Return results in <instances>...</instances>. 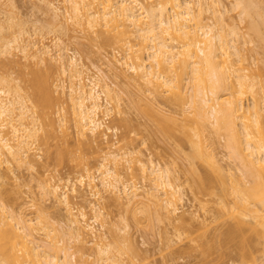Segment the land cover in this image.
I'll return each instance as SVG.
<instances>
[{
    "label": "bare ground",
    "instance_id": "6f19581e",
    "mask_svg": "<svg viewBox=\"0 0 264 264\" xmlns=\"http://www.w3.org/2000/svg\"><path fill=\"white\" fill-rule=\"evenodd\" d=\"M7 1L4 0L2 3L9 5L8 2H13ZM37 1L41 4L37 5L43 7V10L41 8L43 13L46 14V10L48 15L51 13L53 17L51 19H54L53 22L50 20L49 26L56 23L54 25L56 29L52 25L51 29H46L49 30L47 32L54 28L56 35V30L69 19L72 21V25L68 23L71 28L78 27L77 29L85 34L89 31L94 32V35L99 33L97 36L100 35L99 38L103 42L99 39L98 41L114 45L117 51L111 52L110 56H104L106 70L100 68L102 65L100 67L92 65L94 70H91L92 66L88 67L79 62L75 54H67L65 46H61L59 35L47 42L43 41L45 36L48 37L42 32L44 24L42 26V23L39 25L32 23V27L29 28L31 25L28 27L29 31L25 24L19 25L16 29L18 21H15L14 17L12 19L15 22L11 20L10 15H3V21H0V167L3 163L9 164L11 161L17 163L24 161L27 165L32 163L33 167L34 159L28 154L34 145L32 143H35V140L38 143V140L45 145L48 139L52 138L56 140L53 156L57 162L64 158L75 161L83 173L77 174L74 180L69 176L54 179L50 173H44L42 178L40 177L41 191L53 196L54 200L65 208L67 214L64 227L61 228H58V224L50 220L48 215L43 217L41 213V217L38 216V213L44 212L43 208L40 210L39 207L36 208L37 216L32 218L24 212L23 207L8 206L6 203L9 201L5 202L0 198V264H130L123 262L124 258L121 257L123 251H126L123 248L128 245L123 248L119 245V242L121 243L119 239L126 241L128 239L124 236L127 234L128 223L123 222L118 229L117 226L113 227L117 232L111 230L112 241L102 240L105 238L104 233H99L92 223L98 218L101 220L100 227L106 223L101 219L104 217L100 210L102 207H97L98 203L95 204L102 199L104 191L106 196L107 193L112 195L110 200L113 199V202H124L126 205L131 203V207L138 201L140 203L142 201L140 197L144 195V199L148 198V201L153 199L152 203L159 210L164 209L165 213L155 210L156 215L172 213L173 219V213L176 214V202L181 198L179 195H182L179 184L175 183L178 176L172 175L150 154L143 158L140 152L125 150L127 149L125 145L130 142L125 138L128 137L126 131L127 136L119 134L126 139V144L123 142L125 149L122 145L123 149L121 146L114 148L115 141L109 138V133L106 134L110 126L108 127L100 117V114L106 115L112 109L120 112L121 96L113 97L112 81L110 82L108 78L112 75L117 78L120 75L125 76V72L130 73L140 92L141 86L144 87L140 94L142 97H139L145 99V105L154 115L164 114V109L159 108L154 101H157L159 94H161L159 101L163 99L164 104H170L173 98H176L187 107L184 109L182 106L180 112L191 114L190 122L179 129L183 139L190 145V151L185 154L190 167L187 168L190 169V174L196 173L197 177H200L196 168L198 165L196 166V163L194 165L195 159L204 162L215 172L213 176L209 173L211 171L204 173L199 181L200 186L212 190L211 196L216 195L212 196L216 198L214 199L216 216L225 223L224 230L220 231V235L217 234L219 236L216 237L214 234L211 235L212 239L202 238L198 240L199 242L196 240L202 247V252L210 251L211 254L215 246L220 249L232 242L242 250L243 257L249 256L252 246L250 233H253L261 243L264 256V113H262L264 111L261 110V104H264L263 75L261 76L260 72L258 73L261 78L255 75L257 71L253 74L252 62H244L248 57L243 53L247 51L240 53L242 50L240 43L250 39H246L244 33L236 28L237 22L232 21L235 16L229 13L237 9L238 15L244 23L246 22L244 24L248 35L246 37L253 38L255 35L254 38L262 43L260 41L257 43V40L253 39L260 48L261 45L264 47L262 30L264 6L261 0L259 2L234 0L231 8L226 7L224 0ZM68 25L67 28H70ZM9 28L11 30L10 33L7 31L8 35L6 29ZM13 28L15 30H12ZM12 48L20 52L17 54L18 57L12 58V54L14 55ZM2 56L6 59L4 63L14 64V67L11 66L13 69L18 65L16 76L10 74L11 71L15 74L13 69L9 71L10 73L5 71L7 65L3 63ZM252 59L254 61V57ZM2 66L6 68L4 71ZM118 68L120 73L116 71ZM256 69L260 70L258 67ZM144 92L151 95L150 99H146L148 96L145 95L143 97ZM172 94L175 97L171 96ZM172 110L167 112L171 119H175L173 115L175 110ZM124 123L123 126L127 125L126 121ZM129 124L127 127L130 129ZM157 126L164 134L166 133V136H172L173 133L169 131L171 128L167 129L168 126L163 124ZM69 128L73 131H69ZM71 131L76 134L75 137L83 149H90L92 157L100 156V160H96L97 165L94 164L98 182L93 176L95 171L92 173V168L79 146L76 147L77 152L68 147L67 137ZM209 131L215 136L218 134L223 137V146L227 151L226 160L229 159L232 165L228 162L230 166L224 167L219 163L221 160L216 158L215 151L213 153L215 147L212 144L215 141L211 139ZM121 132L124 133V130ZM121 161L131 163L125 168L130 170L129 173L125 169L123 171L125 174L120 172L121 167L118 166ZM8 164L7 166H10ZM136 177L150 182L141 192L137 191L139 186L133 183L132 178ZM75 180L79 186L81 185L82 190L83 186L89 189L88 192L91 198L96 199L95 202L90 197L86 198V194L81 190L78 191ZM207 189L206 194L210 192ZM77 195L82 198L80 201L84 200L87 204L82 205L81 201V206H74L72 196ZM87 199L90 200L87 202ZM203 203L206 205L205 201ZM85 206L91 212L89 217L87 214L89 211H85ZM160 217L158 215L156 219ZM90 242L97 254L91 261L88 260L90 254H87L86 247ZM128 250L133 252L134 248L130 245ZM220 251L221 254H217L218 256L223 255L221 249ZM208 257L202 260L206 263L205 259ZM249 261L254 264L253 258H249Z\"/></svg>",
    "mask_w": 264,
    "mask_h": 264
},
{
    "label": "rangeland",
    "instance_id": "374dc122",
    "mask_svg": "<svg viewBox=\"0 0 264 264\" xmlns=\"http://www.w3.org/2000/svg\"><path fill=\"white\" fill-rule=\"evenodd\" d=\"M2 1H4V0H2ZM2 1H1V3H2ZM8 1H11V0H8ZM253 1H255V0H253ZM257 1L259 2L260 0H257ZM262 1H264V0H261V3L264 6V2H262ZM11 2H8L9 5H7L5 2H4L5 4L2 3L4 5H2L0 3L1 4L0 5V21L2 19H4V18H2L3 15L7 14V15L11 16V20H13V21H14V19H15V21H18V22L21 21L20 23H22V21H23L22 25L20 23L16 22L18 24L17 26H15L16 29L18 28L19 25L23 26V24H25V27L27 29L30 25L31 26L29 28L32 27V23H33V25H35V24L39 25L42 23V26H43V24L45 26V27L43 26L42 32L44 35H48V37H49L48 38L47 36H45L46 38H44L43 41L46 40V42H47L50 40V38H52V37L56 38V36L59 35L60 37L59 36L58 37L60 38L61 46H65L67 54H69V53L75 54L76 57L79 58V60H80L79 62L87 65L88 67H90V65L91 66L92 65L99 66V67L102 65L100 67V68H102V70L107 69V67L104 63L105 59H106V58H104V56H110L111 52L113 53V51L114 52H115V50L117 51V48L115 49L113 47L114 45L112 46V45L107 44V43H101L103 41L101 38H99L100 35L97 36V34H99V33H97V34L95 33V35H94V32L89 31L88 33L85 34L82 31L80 32V30L77 29L78 27L73 29V28H71L72 26H70V25H72L71 24L72 21L68 19L67 20L68 22L65 21L63 23V25L61 26L63 28L62 29H61V27L59 28L60 31H58L59 29L56 25L58 30H56L57 31L55 33L56 35H54V31L56 29L54 27V25L56 23H54V25L52 24L53 27L55 28V29L53 28L54 31L52 30L53 33L51 30H50L51 32H47L49 30H46V29H51V26H52V25L49 26L51 24L50 20H52V22H53L54 19H51V17H52L50 15L51 13L48 15L47 11L45 9L44 10H45L46 14L43 13V11H42L43 7L38 6L41 4H38L39 2L37 0H13V2L12 3ZM35 2H36V4H35ZM10 3L12 4V6H10L11 5ZM224 3L226 4L227 8H231V6L234 3V0H224ZM38 7H40V8H38ZM41 8H42V10H41ZM229 13L234 14V16L236 17V18L234 17L232 19V21L237 22V23H235V25L237 24L236 28L238 27L237 29L241 30L240 32L244 33V36L246 39H248V38L250 39L249 41L245 42L246 44L240 43V47H241L240 49H242L240 53L245 52L244 50L247 51L245 54L243 53V55L248 57L244 62H250L251 61L252 62L251 65L254 67V70L253 71L251 70L253 72V74L256 71H257L256 73L260 72L261 76L263 75L262 77L264 78V69H263L264 65H262V64H264V51H263L264 47H263V45H261V48H260V45L257 44L260 40L254 38L255 35L253 38L255 40H257V43L253 38L246 37V35H247L246 30H245L246 26L244 25L246 22L244 23L243 19H241V17L238 15L237 9L231 10V12L229 11ZM235 14H237V16ZM13 17H14V19H12ZM46 17L49 18V19L47 18L48 21L46 20ZM45 20H46V22H48V24L46 22H44ZM13 21H12V23L15 22V21L14 22ZM16 23H15V25H16ZM68 23H70V25H68ZM27 24H28V26H26ZM67 25L70 26V28H67ZM13 27H14V25H13ZM15 28H13L12 30H15ZM29 28L27 31L30 30ZM10 30H11V28H9V30L6 29V33H7V31L10 33ZM262 30H264V28ZM262 30L260 31L261 34L263 32ZM4 32L5 31L3 30V33ZM3 33L1 34L2 36H3ZM6 33H4V34H6ZM82 33L85 35H83ZM89 33H91V34H89ZM7 34H6V36L8 37L9 34L8 35ZM88 34L90 37L88 36ZM102 35H104V34H101V36ZM93 36H95V37L92 38ZM251 36H253V35H251ZM263 36H264V32H263ZM98 39L101 40V42L98 41ZM251 39L254 40L253 41L254 43L252 42L253 44L251 43ZM260 43H262V42L260 41ZM243 44H245V45H243ZM246 45L249 46V48H247ZM250 47H251L252 52L250 51ZM258 50H260V51H258ZM12 51H14L13 52L14 55L12 54V58H16L19 56V55H17L19 52L18 50L15 51V49H13ZM248 51H249V53H248ZM247 53L249 54V56L251 53V56L254 57V61H252L253 57H251V56L249 57ZM252 53H253V55H252ZM19 54H20V52H19ZM0 59H1V57H0ZM2 60H3V63H4V60L6 62V59L5 58L3 59V56H2ZM255 61H256V64H255ZM4 64L7 65V63H4ZM9 64L10 63H8V65ZM12 64H10V67L11 66L14 67V64L13 65ZM46 64H47V61H46ZM8 65L6 67L7 69L5 68V66H2V70L4 71L6 69L5 71L7 73H10L9 71L12 70L13 68L12 67L9 68ZM94 66H92L91 70H94L93 69ZM3 67H4V69H3ZM256 67L260 68V70H258V69L255 70ZM17 68H18V65H17ZM17 68L13 69L15 71V74H14V72L11 71L10 74L12 76H16ZM116 71L120 73L119 68L116 69ZM261 71H263V73ZM125 73H126L125 76L120 75L119 78L112 77L113 75L109 76L110 79L108 78V80H110V82L112 81L111 85L114 89L111 92V94L113 95V97L115 95L121 96V101H120V105H119L120 112H118L115 109H112L110 112H107L108 115L107 114L103 115V113L100 114V117L103 118L104 123L106 125H108V127L110 126V128L107 129L106 134L109 133L110 134V135L108 134L109 138H112L115 141V143L113 141V143L115 145V146L113 145L114 148L116 146H117V148H119L122 145L123 148L125 149V147H126L127 149H125V150H129V152H130V150H134L133 152H135V153L140 152L139 154L143 158H146L147 155L150 154L151 157L155 161H157L162 167L167 168L168 171L172 175H177L178 179H175V183L179 184L182 195H179V197H181V198L180 199L178 198V201L176 202L177 205H175L176 206V210H175L176 214L174 215V213H173V219H171L172 213L170 214L171 217L167 213L165 215L164 209H163V211H162V209L159 210V208L154 206V204L152 203L153 199H151L152 201L151 200L148 201L149 200L148 198H147L148 200L146 198L144 199V197H145L144 195H143V197H140V200H142L140 203H139V201L136 205L134 203H132V204H134L133 207L135 209H132L133 207H131V203L127 204L128 205L127 206L126 203H124V202L123 203L119 202L120 204L117 202L116 203L113 202L112 201L113 199L110 200L111 199L110 197H112V195L110 193H107L108 195L106 196L105 191L102 192L105 197L103 196L102 199L100 198V200L95 202L96 199L91 198V196L88 192L89 189L86 186L85 187L83 186V190H82V187H80L81 185L79 186L78 181L75 180L76 188H79L78 191L81 190L83 193L86 194V198L90 197V199L94 200L95 204L98 203V204H96V206L98 205L97 207H100V208L102 207L100 209L102 212L101 211L100 212H101V214H103L104 217H102L101 219H104V221L106 223H104L103 226L100 227L99 224L101 223V220L99 218L95 222H92V223H94V226H96L95 229L97 231H99V233L100 232L104 233L103 235L105 236V238H103L102 240L112 241L111 238H113V234H112L111 230H113L114 232L116 230V232H117V229L123 225V222H125V223L127 222L128 223V227L126 226L127 227L126 228L127 234H124V236H126L128 238L127 241L130 242V245L134 248V251L132 252V251L128 250L130 247L129 242H127L125 239H123V240L119 239L122 243L121 244L119 242V245L122 248L125 245L129 246V247L127 246L126 248L124 247L123 249L126 251H123L124 253L121 254V257L124 258L123 262H125V263H130V264H252L251 261H249V258H253L254 262L253 261L252 262L254 264H263L264 256H263V253L261 250V243L257 239V236L254 235L253 233H250V238L252 239L251 240L252 246H251L249 254H248L249 256H246V257H248L247 259H246V257H243L242 250L237 248L236 245L232 242L229 243V245L231 244L230 246L226 245V247H228V248H226L224 246L220 248L222 250V253H223V255H219L220 257L217 254H219V253L221 254V251H220V249H218L217 246L214 247V250L211 251V254H210V251H209V253H208V251L202 252V249H201L202 247L199 245V243L197 244L196 240L198 241L199 239H202V238H207L208 240H209V238L212 239V236H214V234L216 236L217 234L221 233L220 231L224 230V227H225L224 224L225 223H223L224 221H220L216 216V210L214 209L215 208L214 207V205H215L214 199L216 200V198L212 197V196H216V195L211 196V194H213V193H211L212 190L210 191L206 188L208 191H210V192H208L210 194L207 193L208 194L207 195L205 187L200 186V181H199L200 180L199 178H201V176L204 173L211 171L209 173H210V175L213 176V175H215L214 174L215 172L210 170V168L204 162H201L199 160L201 162L200 163L198 160L194 159V165H195V163H196V166L198 165L196 168L199 172V173L198 172L197 173L199 174L200 177H197L198 175L196 173L190 174L191 171L189 169L190 168L189 164H188L189 161H187V159H188L187 157H186L187 159L185 158V154H187L190 151V147H189L190 145H189V142H187L186 140L183 139V137H182L183 134H181L179 129L182 125L188 124L190 122L189 121V119H190L189 115H191V114L186 115L185 113L183 114L180 112V108L182 106L184 107V109H187V107L184 104L182 105L181 104L182 102L176 100V98L172 97L173 101L171 100L172 102L170 104H167V103L164 104L162 102L163 99H162V101H159L158 99H161V98H159L161 94H159L157 101L156 100H154V101H155V103H157V105H159L158 106L159 108L164 109V114L159 115V116L154 115L153 113H151L148 110L147 106L145 105V99L140 98V97H142V96H140V94L142 93L144 87L141 86V92H140L139 88L137 87V84L134 82V80H132L130 73L129 72H125ZM256 73H255V75L260 77V75H259L260 73H258V74H256ZM259 77H258V79H259V81H261V79H260L261 77L260 78ZM263 78H262V80H263L262 82L264 84ZM262 91H264V89ZM142 95H143V97H144V95L148 96V97H146V99H148V98L150 99L149 96H151V95H146V92H144ZM163 96H164V94H162L161 97L163 98ZM171 96H174V95L172 94ZM137 97H139V98H137ZM165 102H166V100H165ZM261 105H262L261 110L264 111V106H263L264 104H261ZM171 109L175 110V112H173L175 119H171L168 112H167V110L169 111ZM262 113H264V112H262ZM101 115H103V116H101ZM124 120L126 121V124H127V125H124L126 127H124L122 125L125 122ZM158 122H159V124H158ZM161 123L164 126H168V127H166L167 129L171 128L169 130L170 132L173 133L172 136L170 135L171 137L166 136V133L164 134L163 131L158 129L157 125L162 126ZM128 124H129V127H131L130 129L127 127ZM70 128H69V131L70 130L73 131V129H70ZM126 128H127V130H126ZM123 130H124V133L121 132ZM72 131H71V134H68L70 136L67 137L68 138L67 139L68 140V147L77 152L76 149H78V148H76V147L79 146L80 150H82V152H83V155L87 158L89 166L92 168L91 169L92 173H93V171H95L93 173V176L95 177V181L98 182V180L96 179L97 178V171H96L94 164L97 165L98 161H96V160L97 159L100 160V158H99L100 156L97 158H96V155H95V157H92L90 154L91 153L90 149H88L87 147H84L87 149H83V146L80 144V141L77 139V137H75L76 134L74 135ZM125 131H126V134L128 135V137L130 138V140L128 137H125V138L128 139L127 141H130V142H127L128 144L125 145V147H124L123 142H125L126 139L124 140L119 134H121L123 136H127V135H125ZM209 133L212 136L211 139H214L213 141H215V143H214L215 145L212 144V146L215 148H213L214 150L213 149L212 150H213V153L215 151V153H216L215 156H217L216 158L218 160H221V161H219V163L221 165H223L224 167L230 166L228 163V162H230L229 159L226 160L227 157L225 154L227 151L224 149V146H223V144H224L223 143L224 142L223 137L221 135L218 136V134H216V136H215V135H213L214 133L210 132V131H209ZM119 136H120V138H122V140H120ZM48 140L49 141L47 142V144L48 143L49 144L48 145L45 144L46 146L41 141L39 142L38 140H37V142L41 143L42 145L41 144L38 145V143H36V140H35L36 144L34 142L32 143L34 145L31 146V149L28 151V154H29V157L31 159H34L35 165L33 164V167L31 165L32 163H29V165H27L26 163H24V161H22V162L18 161V163L15 161H11V162H9V164L8 163L2 164V166L0 167V173L2 175V178H1L2 181L0 179V182H2L3 184L0 183V198L1 199L3 198L2 200L5 202H6V200L9 201L6 203V204H8V206L10 205L13 207H16V206L17 207L18 206L23 207L22 209H24V212L28 213L27 215L31 216L32 218L35 215L37 216L38 211H36V208L39 207L38 210H40V208L41 209L43 208L44 212L39 211L40 213H38V216L41 217V215H40L41 213H42V216L48 215V218L50 217L51 218L50 220H54L53 222L58 224L57 227L61 228L62 226L64 227V224H65V222H64L65 218H66L65 214H67L64 210L65 208L62 206L61 203H58L56 200H54L53 196L44 194L41 191L42 189L40 188L41 187L40 186V177L44 173L45 174L50 173L51 175H53L54 179H57V178H63L64 179L65 177L69 176L74 180L75 176L77 177L79 175V173L81 174V172L83 173V171L81 170L82 169L81 167H79L75 164V161H73L74 162L73 163L72 160H69L67 158H64V160H62L61 162H59V161L57 162L56 158H54L55 156H53V154H55L53 152L55 151V145L54 144L56 143L55 142L56 140L52 139V138H49ZM116 143H118V144L116 145ZM125 144H126V142H125ZM42 146H45V147L43 148ZM122 146H121V148H122ZM46 147H48V148H46ZM46 153H48V154L46 155ZM122 161H124V160H122ZM195 161H197L199 164ZM122 163H120L118 166V168L121 167V168H119L121 173H123L124 169L129 164H131V163L127 164L126 162H122ZM202 163H204V164H202ZM231 163L232 162H230V164ZM7 164L10 166H7ZM110 164H112V163H110ZM187 164H188V166H187ZM30 165H31V167H29ZM123 165H125L124 168H123ZM112 166H113V164H112ZM187 167H189V168H187ZM126 172L129 173L130 170L127 169ZM123 174H125V172ZM126 175L129 176L128 174H126ZM132 179L134 181L133 183H136V186H139L138 187L139 189L137 190L138 192H141L143 190V188L148 187V185L150 183V182H148V180H142L139 177L132 178ZM194 184L196 186L198 185L197 186L198 188L199 187L203 188L205 191L203 189L201 190L200 188L198 189ZM81 191H80V193H82ZM41 192L43 194H41ZM109 194H110V196H109ZM77 196L76 197L72 196V201L73 202L75 201L74 206L78 207V206H81L80 202L82 200L80 201V199H82V198H80L79 196H78L79 198H77ZM90 199H87V202ZM29 200H32V201H29ZM93 200H91L92 203H94ZM204 201L206 202V205H205V203H203ZM31 202L32 203L34 202L35 204L34 205L30 204ZM77 202H79V203H77ZM83 203L85 205L87 204L86 201H84V200L82 201V205H84ZM146 203H147V205H146ZM200 204H202L203 207ZM85 208H86L85 211H87L88 208L86 206H85ZM145 208H147L148 212H146L147 210ZM74 209L76 210V207ZM131 209L135 210V211L132 212ZM155 210H159L160 212L162 211L164 213L158 212L159 214L156 215L155 212H157V211H155ZM89 213L91 215L90 211L87 212L88 217H89ZM133 213H135L134 215L136 217L134 215H132ZM161 214H162V216H161ZM158 215H159V217L161 216L160 219H156V216L158 218ZM163 215H165V217ZM100 216H102V215H100ZM166 216L168 218H166ZM174 217H176V218L174 219ZM152 223H154V224H152ZM119 225H121V226H119ZM114 226L115 227L117 226L116 227L117 229L114 230L113 229ZM58 228H57V230H58ZM109 228H110V230H109ZM192 230L195 232H193ZM118 232H120L121 235H123V233L120 230H118ZM202 234L203 235L205 234L206 236L203 237ZM117 235H118V233H117ZM219 235H217V236H219ZM193 236L194 237L196 236L195 240H194ZM87 237H89V234L87 235ZM119 237H120V234H119L118 238ZM121 237L126 238L123 236H121ZM92 245L93 244L91 242L86 244V247L88 250L87 254H90V257H88L89 261L94 260L96 255H97L95 250L92 249ZM234 245H235V247H234ZM223 248L225 251L223 250ZM217 251H218V253H216ZM201 254H203L202 257H201ZM208 255H209V257H208ZM205 257H208L205 259L206 263L203 261L204 260L203 258H205ZM247 260L249 261V263Z\"/></svg>",
    "mask_w": 264,
    "mask_h": 264
}]
</instances>
